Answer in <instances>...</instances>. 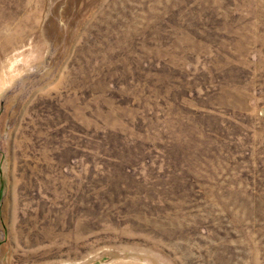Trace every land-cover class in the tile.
<instances>
[{"label":"rangeland","instance_id":"rangeland-1","mask_svg":"<svg viewBox=\"0 0 264 264\" xmlns=\"http://www.w3.org/2000/svg\"><path fill=\"white\" fill-rule=\"evenodd\" d=\"M0 264H264V0H0Z\"/></svg>","mask_w":264,"mask_h":264}]
</instances>
